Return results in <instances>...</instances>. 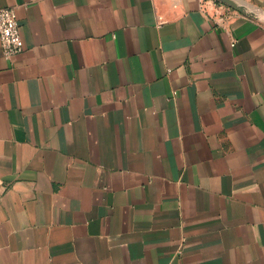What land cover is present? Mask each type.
<instances>
[{"label": "crops", "instance_id": "0c3cea01", "mask_svg": "<svg viewBox=\"0 0 264 264\" xmlns=\"http://www.w3.org/2000/svg\"><path fill=\"white\" fill-rule=\"evenodd\" d=\"M264 16V0H236ZM0 264H264V21L217 0H0Z\"/></svg>", "mask_w": 264, "mask_h": 264}, {"label": "built area", "instance_id": "2783aa9c", "mask_svg": "<svg viewBox=\"0 0 264 264\" xmlns=\"http://www.w3.org/2000/svg\"><path fill=\"white\" fill-rule=\"evenodd\" d=\"M0 44L7 59L19 55L24 50L16 8L0 7Z\"/></svg>", "mask_w": 264, "mask_h": 264}, {"label": "water", "instance_id": "95a60500", "mask_svg": "<svg viewBox=\"0 0 264 264\" xmlns=\"http://www.w3.org/2000/svg\"><path fill=\"white\" fill-rule=\"evenodd\" d=\"M217 1L231 7L232 9L239 11L240 13L245 14L246 16H248L250 18L261 19L264 21V16L259 15L258 13H256L255 11H253L249 7H247L246 5L240 4L236 0H217Z\"/></svg>", "mask_w": 264, "mask_h": 264}]
</instances>
